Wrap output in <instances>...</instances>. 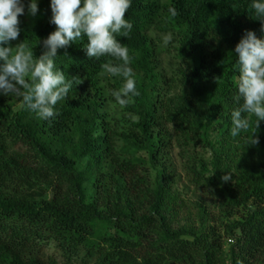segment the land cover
<instances>
[{
  "label": "trees",
  "instance_id": "1",
  "mask_svg": "<svg viewBox=\"0 0 264 264\" xmlns=\"http://www.w3.org/2000/svg\"><path fill=\"white\" fill-rule=\"evenodd\" d=\"M37 3L35 16L19 17L11 47L23 42L38 58L56 26L50 0ZM251 4L132 0L133 28L117 37L140 93L127 106L112 95L124 79L102 67L112 58H89L86 37L57 50L72 90L54 121L0 94V264H264V121L256 146L254 114H245L246 132L230 135L235 46L246 30L264 39ZM173 142L186 151L189 185L213 201L193 213L166 161ZM226 173L232 180L222 183Z\"/></svg>",
  "mask_w": 264,
  "mask_h": 264
},
{
  "label": "clouds",
  "instance_id": "2",
  "mask_svg": "<svg viewBox=\"0 0 264 264\" xmlns=\"http://www.w3.org/2000/svg\"><path fill=\"white\" fill-rule=\"evenodd\" d=\"M131 6L132 0H50V23L56 30L42 41L46 51L37 58L23 42L11 47V42L17 40L21 32L19 17L25 14L23 0H0V94L20 97L26 109L37 118L54 121L60 115L55 106L65 101L72 90V82L56 68L57 50L86 37L85 50L89 58L108 56L115 61L102 67L110 76L124 79L123 87L112 95L121 106L129 105L140 93L131 67L133 57L117 37L127 38L133 28L125 18ZM251 8L254 19L261 21L264 31V0H252ZM27 11L31 16L38 13L37 0H30ZM169 12L173 17L178 14L175 8H170ZM171 40V34L165 36V45ZM234 53L239 75L230 135L236 137L246 132L249 119L245 114H254L257 120L248 146H256L260 142L259 125L264 121V39L246 30ZM231 180L229 173L221 177L222 183Z\"/></svg>",
  "mask_w": 264,
  "mask_h": 264
},
{
  "label": "rangeland",
  "instance_id": "3",
  "mask_svg": "<svg viewBox=\"0 0 264 264\" xmlns=\"http://www.w3.org/2000/svg\"><path fill=\"white\" fill-rule=\"evenodd\" d=\"M27 12H28L27 8H25V14L21 15V16L27 15ZM40 15L44 20H46L47 18H49L51 16V14L49 13V10L46 8L45 5L43 7H41ZM173 141H174V139H173ZM185 152L186 151L181 153L179 147H177L173 142L171 144V146L169 147V149H167L166 161L168 160L167 164L170 165V168L173 171V174H174L175 180H176V187H177L178 191L181 192L182 196L187 199L188 207L193 213V212H195L194 205L196 202H198L200 200H206L209 204H212L213 201L210 200V196L204 194L203 192H196L194 187L189 185L188 179H187L186 174H185V169H184L185 164H187ZM196 154L199 156H203V158H205V159L209 158V155H210V153H208L207 151H204V150H198L196 152ZM183 157H184V159H183ZM85 190H86V195L88 197L86 199V201L90 202L92 200V197L94 194V190H93L90 183H85ZM183 212L184 211H182L180 213V217H181L180 224L183 222L182 221V218L184 215ZM217 212H218V209L213 208V213L218 216L219 212L218 213ZM224 222H225V219L219 220L216 223L217 227H221L222 223H224ZM174 226H176V225L174 224Z\"/></svg>",
  "mask_w": 264,
  "mask_h": 264
}]
</instances>
